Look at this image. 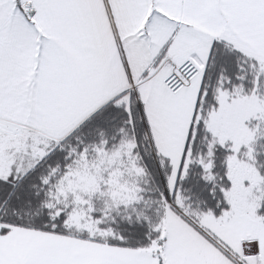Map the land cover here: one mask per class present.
<instances>
[{"label": "snow or ice", "instance_id": "snow-or-ice-1", "mask_svg": "<svg viewBox=\"0 0 264 264\" xmlns=\"http://www.w3.org/2000/svg\"><path fill=\"white\" fill-rule=\"evenodd\" d=\"M0 264H264V0H0Z\"/></svg>", "mask_w": 264, "mask_h": 264}]
</instances>
